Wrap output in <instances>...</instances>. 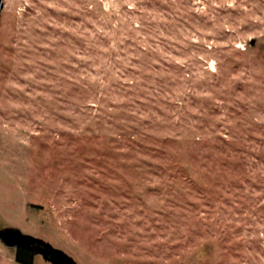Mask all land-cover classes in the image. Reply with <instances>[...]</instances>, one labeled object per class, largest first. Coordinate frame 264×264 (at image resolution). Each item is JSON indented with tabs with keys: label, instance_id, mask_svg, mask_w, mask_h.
Segmentation results:
<instances>
[{
	"label": "rangeland",
	"instance_id": "rangeland-1",
	"mask_svg": "<svg viewBox=\"0 0 264 264\" xmlns=\"http://www.w3.org/2000/svg\"><path fill=\"white\" fill-rule=\"evenodd\" d=\"M4 229L77 264H264V0H0Z\"/></svg>",
	"mask_w": 264,
	"mask_h": 264
},
{
	"label": "water",
	"instance_id": "water-1",
	"mask_svg": "<svg viewBox=\"0 0 264 264\" xmlns=\"http://www.w3.org/2000/svg\"><path fill=\"white\" fill-rule=\"evenodd\" d=\"M251 43H255V39L251 40ZM2 239L9 245L14 243L26 244L30 246L34 251L41 250L44 256L51 260L54 264H77L73 257L67 254L62 249L49 245L44 240L37 237L23 234L18 229L1 230Z\"/></svg>",
	"mask_w": 264,
	"mask_h": 264
},
{
	"label": "flooded vegetation",
	"instance_id": "flooded-vegetation-1",
	"mask_svg": "<svg viewBox=\"0 0 264 264\" xmlns=\"http://www.w3.org/2000/svg\"><path fill=\"white\" fill-rule=\"evenodd\" d=\"M0 234H1L0 236H1V238H2V231H0ZM14 247H16V249H19V248L26 249V250L32 252V254H33V253L43 254V252H42L41 250L34 251L33 249H31L30 246H27L26 244L14 243ZM43 255H44V254H43Z\"/></svg>",
	"mask_w": 264,
	"mask_h": 264
},
{
	"label": "trees",
	"instance_id": "trees-1",
	"mask_svg": "<svg viewBox=\"0 0 264 264\" xmlns=\"http://www.w3.org/2000/svg\"><path fill=\"white\" fill-rule=\"evenodd\" d=\"M19 254H18V260L20 261V262H25L26 261V259H25V257L24 256H31L32 255V252H30V251H28V250H26V249H23V248H19ZM29 262V261H28Z\"/></svg>",
	"mask_w": 264,
	"mask_h": 264
}]
</instances>
